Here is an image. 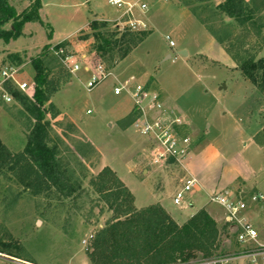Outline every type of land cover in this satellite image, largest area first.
<instances>
[{
    "label": "rangeland",
    "instance_id": "obj_1",
    "mask_svg": "<svg viewBox=\"0 0 264 264\" xmlns=\"http://www.w3.org/2000/svg\"><path fill=\"white\" fill-rule=\"evenodd\" d=\"M145 1L148 11L136 13V18L147 28L135 33L146 38L125 59H104L96 50L91 21L106 23L102 32L128 31L119 25L126 19L107 0H42L44 26L28 23L17 40H0V84L5 67L16 68L21 80L33 79V61H45L48 79L57 89L44 106L45 142L55 150L60 170L73 187L71 194L53 190L36 196L11 174L0 172V264H91L93 237L116 217L92 185L106 167L132 193L137 210L156 204L153 193L170 188L175 192L185 178L193 176L199 190L187 195L189 208L197 206L190 197L206 187L212 197L228 193L243 201L250 221L251 211L264 215V195L257 188L264 177V89L242 73L247 61L264 58V0H245L248 20L244 24L219 12L217 6L224 0ZM12 4L21 13L30 2ZM10 28L11 23L5 26ZM168 36L175 42L173 49ZM61 43L65 54L57 56L51 49ZM183 51L186 55L180 54ZM66 57L80 70L70 72ZM100 63L118 79L111 76L87 91L91 73ZM136 80L142 82L144 92L169 100L161 102L165 118L178 120L174 128L191 140L192 151L182 165H151L145 138L126 129L132 128L140 111L134 105L130 114L126 112L134 101L125 91L116 96L114 88ZM1 94L0 140L19 153L35 120L14 95L6 103ZM226 231L239 230L229 226ZM261 232L264 239V229ZM227 236L223 235L218 254H241L245 246H237ZM259 244L258 233L257 241L246 249L256 250Z\"/></svg>",
    "mask_w": 264,
    "mask_h": 264
},
{
    "label": "trees",
    "instance_id": "obj_2",
    "mask_svg": "<svg viewBox=\"0 0 264 264\" xmlns=\"http://www.w3.org/2000/svg\"><path fill=\"white\" fill-rule=\"evenodd\" d=\"M13 1L16 0H0V40L6 43L20 38L28 23L45 25L40 15L42 0H25L30 4L21 13L16 11ZM244 3L245 0H224L217 9L222 15L244 24L248 20ZM9 23L11 28L6 30L5 26ZM89 26L95 35L96 50L101 58L111 61L115 56L125 59L146 38L145 34L129 30L121 35L119 32H102L107 27L106 23L95 20ZM209 31L215 37V33ZM48 38L52 40L51 33ZM60 48L64 49V43L55 46V51ZM13 57L20 59L17 54ZM44 62L42 58H37L32 63L33 99L21 95L11 83H5V90L21 102L35 124L27 135L22 152L13 153L0 140V172H8L25 190L36 196L53 190H67L71 194L72 184L60 170L55 150L45 142L48 135L44 106L57 89L48 79L49 72ZM242 73L256 87L264 89V58L257 62L247 61ZM92 185L116 217L113 223L93 237L88 254L91 264H192L232 256L218 254L222 237L228 235L226 230L230 225L225 224L220 229L205 210H200L182 226L159 204L137 210L132 193L108 167L92 181ZM236 236L237 233L227 237L236 240Z\"/></svg>",
    "mask_w": 264,
    "mask_h": 264
},
{
    "label": "built area",
    "instance_id": "obj_3",
    "mask_svg": "<svg viewBox=\"0 0 264 264\" xmlns=\"http://www.w3.org/2000/svg\"><path fill=\"white\" fill-rule=\"evenodd\" d=\"M170 1V0H165ZM107 2L118 11L121 12V18L126 19L120 21L119 25L128 28L131 32H140L147 28V24L136 18V13H146L149 9L148 3L143 0L140 3H132L124 0H107ZM169 47L173 49L176 45L171 37H166ZM51 51L57 56H63L65 50L60 48L55 51V47ZM67 61V62H66ZM65 64L70 72L75 73L80 70L78 65L69 62L68 57L65 58ZM21 73L14 67H5L1 72L0 93L2 99L6 103H11L13 97L5 90V83H11L17 90L30 98H33L35 84L31 77L21 80ZM113 74L105 68L103 64H98L91 73V77L86 84L87 91L99 86ZM132 84L129 82L119 83L114 88V94L120 96L124 91L129 92ZM135 103L139 108V115L133 122L132 127L136 133L145 138L149 145L151 165L159 164H183V161L189 157L192 151L191 140L181 136L174 128L179 121H170L165 118L163 105L157 95L144 92L143 86H137L133 93ZM148 101V102H147ZM145 104V106H144ZM90 114L91 111H88ZM199 190V182L193 176L184 179L183 186L177 190L174 196V203L179 207H188L185 199L187 195L195 193ZM262 198V197H260ZM211 202L221 206L225 212V223L232 227L238 228L236 241L238 245L245 246L243 252L239 255H232L220 258H214L203 262H194L192 264H232L237 260H248L249 264H264V245H260L256 250L246 249L249 244L257 241L258 232L254 228L252 222L245 216L247 210L246 204L238 200L234 195L219 194L211 198ZM86 244V241H84Z\"/></svg>",
    "mask_w": 264,
    "mask_h": 264
},
{
    "label": "crops",
    "instance_id": "obj_4",
    "mask_svg": "<svg viewBox=\"0 0 264 264\" xmlns=\"http://www.w3.org/2000/svg\"><path fill=\"white\" fill-rule=\"evenodd\" d=\"M176 8H180L182 10H185V12H187L189 14V11L184 7L182 8V7L176 6ZM211 37L213 38V40H215L212 35H211ZM52 39H53V37H52ZM58 42H56V43H58ZM113 77L118 79L116 77V75H114V74H113ZM140 80H138V81L136 80L135 83H132L131 90L128 93L126 92L127 95L130 96V98H132V100L134 101V103L130 104L129 107H127V106L125 107L126 112H128L129 114H130L131 110L133 109V106L136 105L135 98H133V93L135 92V88L138 85L139 86L143 85ZM157 96L159 97V99L161 97V99H160L161 102H163V101L165 103L169 102V100L167 101V99H164L160 94ZM144 106H145V104H144ZM126 112H124L123 114H125ZM111 127L113 129L114 123L111 124ZM126 129H128V130L130 129L129 131L132 132L133 127L132 128L131 127L126 128ZM128 130H126V131L128 132ZM125 133L126 132H122V134H125ZM132 133L135 134L134 132H132ZM256 147H258V146L256 145ZM258 149L260 150V147H258ZM257 188L259 189V193L264 195V177L262 178V180L259 183ZM176 192L177 191L173 192L171 190V188L170 189H163V190H160L158 192L153 193L151 197H153V200H154V201L153 200L152 201L155 202L156 204H160L177 224H179V225L185 224L189 219H191L200 210H205L216 221L219 228H222L226 224L225 223V212H224V210L221 209L219 207V205H217L216 203L211 202L212 192L208 191L206 189V187L203 188L202 192H199L195 196L193 195L190 197L192 204H193V202L196 203V205H197L196 209L194 208L195 206H193V205H191L190 208L187 207L186 205L184 207H179V206L175 205L174 196H175ZM203 193H205V195H202ZM217 195H219V194H217ZM177 208H179V209H177ZM187 211L190 212V215L188 217H185L182 212H187ZM247 216L251 219V221L254 223V225L256 226V228L258 230L260 245H264V239L262 238V235H261V233H262L261 231H262V229H264V215H263V213L260 212V213L256 214V213L251 211L248 213ZM228 235H232V234L228 233ZM239 261H241V260H239Z\"/></svg>",
    "mask_w": 264,
    "mask_h": 264
},
{
    "label": "water",
    "instance_id": "obj_5",
    "mask_svg": "<svg viewBox=\"0 0 264 264\" xmlns=\"http://www.w3.org/2000/svg\"><path fill=\"white\" fill-rule=\"evenodd\" d=\"M180 54L181 55H186V52L183 51V52H180ZM168 58H170V56Z\"/></svg>",
    "mask_w": 264,
    "mask_h": 264
}]
</instances>
